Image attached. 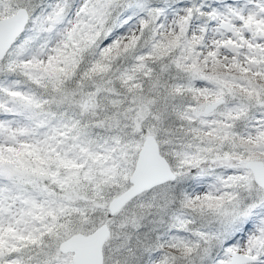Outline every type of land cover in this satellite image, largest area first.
Masks as SVG:
<instances>
[{
  "label": "rangeland",
  "instance_id": "374dc122",
  "mask_svg": "<svg viewBox=\"0 0 264 264\" xmlns=\"http://www.w3.org/2000/svg\"><path fill=\"white\" fill-rule=\"evenodd\" d=\"M36 1L0 0V20L13 15L19 8H26L31 21ZM258 3L252 0L251 9ZM87 4L88 0H53L45 19L55 25L56 33L51 42L45 43L46 48L38 55V61L47 62L70 34L85 27L82 10ZM198 9L205 16L210 12L215 14V20L207 19L205 25L197 18L190 25L192 38L202 37L204 42L198 50L200 60L208 61V69L236 61L242 73L250 71L251 78L264 88V54L261 52L264 40L254 39L246 28L252 18L255 23L264 24V16L260 17L258 12L250 16V9L243 10L234 3L214 10L209 6H197L194 11ZM188 10V6H182L177 12H168L161 33L175 35L177 19L184 17ZM222 21L231 22L234 32L223 30ZM139 32L138 20L130 22L113 38L107 28L99 45L106 51L111 50L118 42L135 40ZM159 72L154 77V93L148 88L137 94L115 83L100 84L102 80L96 84L99 86L86 83L59 93L54 101L58 105L67 102L73 107L74 127L60 120L62 125L50 126L36 135L23 134L26 125L22 121L7 123L5 127L13 136L0 140V151L23 146L50 151L57 148L59 162L75 174L83 175L90 188L91 185L95 187V193L102 195L98 185L110 179L115 195L108 199V211H100L99 207L104 204H99L92 216L83 220L81 229L71 230L61 239L50 240L31 258L9 255L1 264H73V254L60 251L61 241L78 232L90 234L104 223L111 229L104 246V264H140L143 261L140 254L147 246L144 242L148 241H154V246L163 245L164 250L172 254L166 259L163 252L158 253L153 264H228L235 252L255 256L252 264H264V256L258 253L256 245L259 244L256 241L258 233L264 232V226L250 220L251 211L264 201V189L247 167L250 160L264 162V156L258 157L264 155V89L248 101L241 98L243 95L236 96L232 88L228 89L226 100H212L213 92L206 87L207 77L197 85L187 79L184 84L195 89L200 97L194 101L181 96L176 89L183 72L171 67H162ZM10 92L13 96L19 93ZM25 94L20 92L22 97ZM212 104H216V108L209 111ZM216 123L223 134H215L220 133ZM186 130L193 132L186 133ZM201 132L203 135L199 137ZM148 135L157 138L177 178L155 187L147 196L140 195L120 213L111 215L109 203L130 187V175ZM207 136L209 138H205ZM253 152L256 157L249 158ZM52 176L62 179L58 170ZM210 177L214 182L207 181ZM191 179H200L197 186L189 187L187 183ZM84 196L88 198V194ZM206 198H219L220 203L210 207ZM202 203L208 206L200 208ZM13 226L11 220L0 218V244L5 243L7 248L15 245L8 233V228Z\"/></svg>",
  "mask_w": 264,
  "mask_h": 264
},
{
  "label": "trees",
  "instance_id": "16d2710c",
  "mask_svg": "<svg viewBox=\"0 0 264 264\" xmlns=\"http://www.w3.org/2000/svg\"><path fill=\"white\" fill-rule=\"evenodd\" d=\"M251 1L88 0L82 10L85 27L76 34H70L65 44L42 63L37 60L38 55L45 50V43L54 38L56 27L45 19L53 0H37L28 28L0 63V140L13 136L5 127L11 120H19L26 125L23 134H42L50 126L62 125L60 120L65 121V125L76 126L73 107L67 102L58 105L54 98L61 92L86 83H92V87L115 83L137 94L150 88L154 93V77L160 74L162 67L183 72L176 89L181 96L194 101L200 97L195 89H189L184 84L187 79L197 85L208 78L206 87L213 92L210 95L212 100H226L231 88L236 96L243 95L241 98L246 101L259 96L263 86L251 78L250 71L242 73L236 61L228 66L220 63L208 69V61L199 58L198 50L204 45L203 39L192 38L190 30L195 18L204 25L207 19L215 20L213 12L205 16L199 9L194 11L197 6H209L214 10L234 3L243 10L250 9V16L258 12L263 17L264 0H258L253 9ZM182 6H188L189 10L184 17L177 19V33L163 35L161 26L168 12H177ZM133 20L140 23V32L135 40L118 42L107 51L99 45L107 28L113 38ZM246 28L254 39L264 40V24L255 23L252 18ZM261 52L264 54V48ZM100 80L104 83L96 85ZM11 90L19 93L13 96ZM21 91L26 93L24 97L20 95ZM20 100L23 101L20 103ZM215 126L220 130L216 135L224 133L218 123ZM47 146L53 149L49 144ZM43 149L23 146L19 149L6 147L0 151V218L13 222L14 226L8 228V233L9 240L15 243L12 248L10 245L7 248L5 243L0 244V264L9 255L31 258L50 240L61 239L71 230L81 229L83 220L92 216L93 209L99 204H104L99 210L106 213L108 199L115 195L113 180L101 182L98 189L103 193L97 194L95 187L91 185L90 188L83 175L75 174L59 162L57 148L53 151ZM254 155L257 154L253 152L249 158L256 157ZM261 156L264 155L258 157ZM56 170L61 173V181L52 176ZM199 180L191 179L187 184L195 187ZM207 181L214 182L213 177ZM85 193L88 194L87 199ZM206 201L211 203L210 207L220 203L219 198H206ZM203 204L200 208L208 206ZM250 220L255 225L264 226V201L251 211ZM256 241L259 242L256 244L259 246L258 253L264 256V232L258 233ZM144 246L146 249L140 254L143 259L140 264H153L158 253L163 252L166 259L172 255L164 250L163 245L154 246V241L144 242Z\"/></svg>",
  "mask_w": 264,
  "mask_h": 264
},
{
  "label": "water",
  "instance_id": "95a60500",
  "mask_svg": "<svg viewBox=\"0 0 264 264\" xmlns=\"http://www.w3.org/2000/svg\"><path fill=\"white\" fill-rule=\"evenodd\" d=\"M30 22V12L19 8L13 15L0 20V63L4 61L11 48L24 34ZM223 30L234 32V25L229 21L220 24ZM216 104L208 107L209 111ZM247 167L252 171L256 183L264 189V162L250 160ZM177 178L171 163L163 155L159 141L154 135H148L138 153L135 167L130 175V187L115 196L109 203L111 215L120 213L128 203L145 192L154 189ZM111 236L107 223L102 224L90 234L78 232L61 241L59 249L62 253H72L73 264H104V246ZM255 256L242 252L232 254L228 264H250L255 262Z\"/></svg>",
  "mask_w": 264,
  "mask_h": 264
},
{
  "label": "flooded vegetation",
  "instance_id": "af4514ba",
  "mask_svg": "<svg viewBox=\"0 0 264 264\" xmlns=\"http://www.w3.org/2000/svg\"><path fill=\"white\" fill-rule=\"evenodd\" d=\"M170 162V161H169ZM172 166V165H171ZM176 173V172H175ZM176 180V179H175Z\"/></svg>",
  "mask_w": 264,
  "mask_h": 264
}]
</instances>
